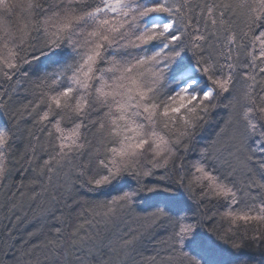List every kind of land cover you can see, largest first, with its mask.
Instances as JSON below:
<instances>
[{"label": "snow or ice", "instance_id": "snow-or-ice-1", "mask_svg": "<svg viewBox=\"0 0 264 264\" xmlns=\"http://www.w3.org/2000/svg\"><path fill=\"white\" fill-rule=\"evenodd\" d=\"M0 264H264V0H0Z\"/></svg>", "mask_w": 264, "mask_h": 264}]
</instances>
